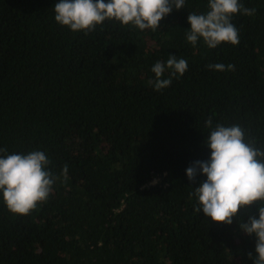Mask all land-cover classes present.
Instances as JSON below:
<instances>
[{"label": "trees", "instance_id": "16d2710c", "mask_svg": "<svg viewBox=\"0 0 264 264\" xmlns=\"http://www.w3.org/2000/svg\"><path fill=\"white\" fill-rule=\"evenodd\" d=\"M55 3L0 0V148L41 149L58 177L28 214L0 200V264H253L255 237L239 224L257 203L231 225L212 221L195 211L203 177L185 169L209 155V118L264 148V0H241L255 11L233 15L239 43L214 49L185 39L207 0L156 30L106 20L87 33L55 22ZM169 54L188 69L156 90L151 66Z\"/></svg>", "mask_w": 264, "mask_h": 264}, {"label": "clouds", "instance_id": "9594fccd", "mask_svg": "<svg viewBox=\"0 0 264 264\" xmlns=\"http://www.w3.org/2000/svg\"><path fill=\"white\" fill-rule=\"evenodd\" d=\"M186 0H56L52 10L54 20L70 31L85 33L106 20L120 22L139 30L159 28L162 18L173 9L184 8ZM206 12H189L190 27L185 32L187 42L198 41L214 49L222 43H239V29L231 22L233 15H251L255 9L243 6L241 0H207ZM213 71H229L233 65L209 64ZM188 69L183 57L169 54L166 61L157 60L151 66L156 90L171 84L170 76H182ZM170 73L165 78L164 74ZM204 144L209 149L206 159L195 160L185 169L194 187L195 211L212 221L231 225L242 207L257 203L258 216L249 215L240 229L255 237V253H249L253 264H264V148L254 146L239 124H223L209 118ZM50 159L41 149L7 153L0 148V200L14 214H28L45 202L58 177L49 169ZM63 172H67L65 165Z\"/></svg>", "mask_w": 264, "mask_h": 264}, {"label": "built area", "instance_id": "2783aa9c", "mask_svg": "<svg viewBox=\"0 0 264 264\" xmlns=\"http://www.w3.org/2000/svg\"><path fill=\"white\" fill-rule=\"evenodd\" d=\"M161 179H162V177H159V175H155V176L153 177V179L151 180L150 184L155 185V184H157Z\"/></svg>", "mask_w": 264, "mask_h": 264}]
</instances>
